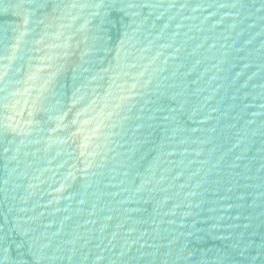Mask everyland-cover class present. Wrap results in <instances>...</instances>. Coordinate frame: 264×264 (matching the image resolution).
Masks as SVG:
<instances>
[{
    "label": "water",
    "instance_id": "1",
    "mask_svg": "<svg viewBox=\"0 0 264 264\" xmlns=\"http://www.w3.org/2000/svg\"><path fill=\"white\" fill-rule=\"evenodd\" d=\"M0 264H264V0H0Z\"/></svg>",
    "mask_w": 264,
    "mask_h": 264
}]
</instances>
